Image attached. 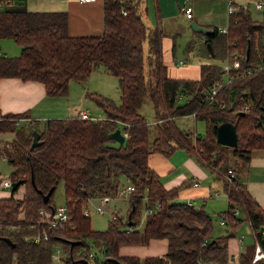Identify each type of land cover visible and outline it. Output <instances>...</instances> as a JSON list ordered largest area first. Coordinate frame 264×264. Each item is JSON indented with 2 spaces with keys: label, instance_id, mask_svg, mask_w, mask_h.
Returning <instances> with one entry per match:
<instances>
[{
  "label": "trees",
  "instance_id": "16d2710c",
  "mask_svg": "<svg viewBox=\"0 0 264 264\" xmlns=\"http://www.w3.org/2000/svg\"><path fill=\"white\" fill-rule=\"evenodd\" d=\"M214 28L207 37L211 54L224 59L237 53L240 66L232 70L233 80L209 99L207 92L223 79L221 66L203 62L198 77L171 75L164 52L165 31L159 24H145L141 0H104L103 30L95 35L71 34L66 11H31L26 0H0V39L10 38L21 46L15 56L0 51V78L39 80L48 94L66 95L71 80L84 81L104 65L119 79L121 93L117 104L97 91H87V97L105 111L106 117L101 118L74 115L41 120L31 118L28 111L2 114L0 109V133L13 134L0 147V154L13 166L12 181H21L11 194L0 197V264H52V250L58 243L64 244L65 264H89L81 258L96 264H195L198 260L227 264L228 240L235 232L216 235L204 204L177 200L186 182L167 188L149 165L152 152L171 155L179 148L209 165L223 180L229 204L220 214L233 228L249 221L255 231L249 250L254 251L256 242L264 250V207L240 173L254 149L264 150V68L240 74L246 67L264 63V19H255L250 6L241 5L230 13L226 32ZM146 94L158 120L153 140L147 117L140 111ZM181 94L186 101H180ZM193 113L196 120L206 122L203 136L177 122ZM20 116L30 120L17 124ZM225 121L237 125L236 146L217 140V127ZM118 126L127 132L124 142L110 135ZM35 129L41 143L31 148ZM230 170L234 175L228 179ZM61 181L69 218L53 227L46 215L56 206L54 194ZM123 182L135 185L127 211L114 210L107 228L95 229L85 207L96 197L117 198ZM20 186L24 192L17 197ZM52 186L55 189L45 201L43 195ZM146 208L154 210L143 220ZM44 231L48 238L33 240ZM153 238L167 239L163 255L120 254L123 245L149 244ZM68 240L76 243L71 246ZM93 246L101 251V259L94 251L90 257ZM252 258V251H242L240 264H252Z\"/></svg>",
  "mask_w": 264,
  "mask_h": 264
},
{
  "label": "crops",
  "instance_id": "0c3cea01",
  "mask_svg": "<svg viewBox=\"0 0 264 264\" xmlns=\"http://www.w3.org/2000/svg\"><path fill=\"white\" fill-rule=\"evenodd\" d=\"M156 2L157 5L155 7V17L157 19V24H160V22H162V18L168 17L169 14L173 12V10L179 9L181 11L180 6L185 3L184 0H156ZM186 2L193 7V15L191 17H187L183 11L182 13L190 22L195 20L199 24L213 28H228L230 15L228 10V0H186ZM252 5H255L253 0L249 3L250 8ZM26 6L31 11H66L68 15V30L73 35H95L99 34L103 30L104 0H94L87 2L82 0H26ZM143 9L145 10V13H143ZM256 9L263 11L262 17H253L259 20L264 19V9ZM141 11L143 16L144 14L150 13V7L147 5L143 7L142 0ZM161 24L160 26L162 27ZM150 26L153 25L150 24ZM165 34L164 52L167 55L170 54L169 58H171V55H173V44L175 43V47L177 46L175 38L176 34H169L166 31ZM6 39L10 38L2 39L3 43H0V51H2V47L7 49V46H11L9 42L5 43ZM5 54L8 55V51L5 52ZM226 58L227 57H225L224 60H226ZM180 59H184L186 62L185 58H179L177 60V64H181L179 63ZM202 63L186 67L169 65L170 73L176 77H198L200 65ZM219 65L222 68L223 65ZM95 71L96 69H94L84 81L71 80L69 84V90L66 95L48 94L44 84L39 80H23L18 76L2 77L0 78L1 113H21L28 111L31 118L41 120L51 117L74 116L75 113L81 109H88L89 113L91 114V103L94 101L87 97V91L94 90H91L90 84H88V79L93 73H95ZM96 91L103 92L100 88L96 89ZM190 115L194 117L193 114ZM104 117H106V115ZM157 122L158 120L156 119L152 121L154 124ZM4 135L5 133H0L1 140H3ZM11 135V138H13L12 133ZM179 149L182 150V152H179V154L175 156L174 153H176ZM179 149L174 151L171 155H165L161 152H152L149 156V165L159 173L164 185L167 188H172L182 184L183 182H186L179 190V195L177 197L178 201L188 202L189 204L195 205V201L198 199V201L201 202V205L204 204L208 211L212 209L216 210L215 212L217 213H219L221 210L224 211L227 209L229 201L224 190L223 180L216 175L214 170L209 165L201 163L186 150L181 148ZM240 173L251 194L264 207V150L260 148L254 149L251 154L250 163L244 169L241 168ZM196 181H199L200 184L195 185L194 183ZM214 199L219 201V206L211 207L210 202L214 201ZM220 223L222 225L227 224L226 221L225 223ZM250 227L254 236L255 231L251 224ZM232 229L235 231V228L232 227ZM245 240L246 236L243 235L239 237L238 240H236V243L233 242V246H231V241L228 240L229 258L227 264H240V255L242 251H252L254 257L258 242H256L253 251L249 250L250 245L246 244ZM165 241L166 247L160 249V253H149L151 252L150 250L148 251V249L146 250L143 248L141 253L145 254V256L163 255L167 250V239ZM135 246L136 245L121 246L120 254L139 255ZM206 263L222 264L218 261Z\"/></svg>",
  "mask_w": 264,
  "mask_h": 264
},
{
  "label": "rangeland",
  "instance_id": "374dc122",
  "mask_svg": "<svg viewBox=\"0 0 264 264\" xmlns=\"http://www.w3.org/2000/svg\"><path fill=\"white\" fill-rule=\"evenodd\" d=\"M186 2V0H184ZM156 0H142L143 7L145 5L150 7V13L144 14V21L146 25L152 24L153 26L157 24V19L155 17L156 14ZM252 14L255 18H261L262 12L261 10H258L255 8V5L251 6ZM143 13H145V10L143 9ZM174 13V14H173ZM165 15V14H164ZM164 17V16H162ZM161 17V18H162ZM160 18V20H161ZM150 21V24H149ZM162 23V24H161ZM159 24V23H158ZM164 30L169 34H176V42L177 46L174 48L173 55H165L166 60L168 61L167 64L171 66H180V67H186L194 64H199L202 62H218L219 64L223 65L226 60L221 58L220 56H213L211 52L209 51V45L207 41V37L209 35L195 31L190 26V21L184 16L182 11L179 9L173 10L169 14L168 17L162 18V22H160ZM159 24V25H160ZM176 32V33H175ZM9 42L11 46L2 47L3 52L8 51V55L15 56L18 55L21 51V46L18 45L13 39H6L5 43ZM0 43H3V40L0 39ZM191 45V46H190ZM148 40H145L144 43V51H145V69L147 76H149V64L147 60L148 56ZM16 48V50H15ZM173 50V49H172ZM16 51V52H15ZM17 53V54H16ZM179 58H185L186 62L183 64H177V60ZM88 84H90L91 90L96 91V89L100 88L103 92H99L105 96L110 97L114 100L117 104L121 102V93L119 89V79L107 71L106 67L104 65L99 66L96 68L95 73L92 74V76L88 79ZM186 96L181 98V102L186 101ZM92 102V101H91ZM91 115L94 117H104L106 113L103 111L101 107H99L96 103H91ZM141 113H143L150 124V139L153 140V138L156 135V124L152 123L155 118V110L152 101L150 100L149 96L146 94L143 97V103L140 108ZM178 124L183 127L184 129H190L194 131L198 135H204L206 133V122L204 120H196L195 117L192 115L189 116H183L179 117L177 119ZM3 140L0 139V147L5 143L6 140L10 139L12 137L11 133H5L3 136ZM5 139V140H4ZM179 152H182V150H178L175 154H179ZM13 171V166L11 163L7 160L6 156L0 154V177L2 179H7L11 177V173ZM126 185V182H123V185L121 187H124ZM12 192V186L8 188H0V196L2 195H9ZM24 192V186H20L15 195L21 196ZM128 197L129 194H118V197L115 199H111L110 203L108 204L106 208V212L100 214L95 210V206L99 204L101 201L99 198H93L90 202V216L92 220L93 227L95 229H106L108 226V222L112 217V213L114 210H121L122 213H125L128 209ZM55 203L58 206L65 205V194H64V183L61 181L54 194ZM195 205L199 206L201 205V202L198 201V199L195 201ZM211 207L219 206V201L214 199V201L210 202ZM216 210H209L213 217V224H214V233L217 235L219 233H231L233 232L232 227L227 223L225 225H222L220 222L224 218L222 214L215 212ZM145 213L143 212L142 219L145 218ZM234 235L230 236L229 241H231V246H233V242L236 243V240L239 239V237L245 235L246 236V244L251 245L254 242V236L252 229L250 227L249 221H243L237 228H235ZM153 240V241H152ZM150 241L149 244H139L135 247L137 248V252L141 257H144L145 254L141 253L142 248L148 249L151 252L149 253H160V249H163L166 247V239L165 238H154ZM244 242V243H245ZM58 246H60L62 249L64 248L63 243H58ZM230 247V244H229ZM237 248V246H236ZM91 251H94L96 253V256L101 259L102 253L99 251V248L93 246L91 248Z\"/></svg>",
  "mask_w": 264,
  "mask_h": 264
},
{
  "label": "built area",
  "instance_id": "2783aa9c",
  "mask_svg": "<svg viewBox=\"0 0 264 264\" xmlns=\"http://www.w3.org/2000/svg\"><path fill=\"white\" fill-rule=\"evenodd\" d=\"M82 1H94V0H82ZM252 2V0H228V10L229 13L234 12L235 10H237L241 5H249V3ZM253 2L255 3L256 8L259 9H264V0H253ZM181 11H183L187 17H191L193 15V7L189 4H187V2H185L184 4H182L180 6ZM127 11L124 10V14H126ZM227 27L224 28H220V31L222 32H226L227 31ZM179 63L183 64L185 63L184 59H180ZM240 66V60L238 58V54L237 53H229L227 55L226 61L223 64L222 68L224 71V77L222 80L217 81L213 87L211 88V90L209 92H207V96L209 97V99H212L218 92L219 90L227 83L231 82L233 80V76H232V70L234 68H239ZM262 68H264V63L259 65V66H249L246 67L245 69H243L242 71H240V74H251L254 71H258L261 70ZM180 97H183V94L180 95ZM248 107V106H246ZM75 115H79L82 116L83 118H88L91 116V114L89 113L88 109H81L78 110ZM194 115V113H193ZM25 120H30V117H26V116H20L18 118H16V123L20 124L22 123V121ZM159 121L161 122L162 119H159ZM125 135L127 136V132H124ZM4 145V144H3ZM2 145V146H3ZM230 174L227 175V178L230 179L232 175H234L233 171H229ZM13 181L11 178H7V179H2L0 177V188H8L10 186H12ZM195 185H199L200 182L196 181L194 183ZM135 189V185L133 183H126V185L124 187H121L119 190V193L121 194H129L131 191H133ZM100 199V203L97 204L95 206V210L102 214L104 212H106V208L108 206V204L110 203L112 197L109 195H105V196H100L98 197ZM92 199H90L91 202ZM90 202L88 203V205L85 207V214L90 215ZM159 206L155 207L158 208ZM154 210V208H146L145 209V215L148 213H152ZM41 214H42V218H43V213H45V210L41 209ZM47 219L50 221L51 225L53 227H57L59 225H62L66 220H68L69 218V213L67 210V207L65 205H61L58 206L56 205L55 207L52 208V211L50 212L49 215H46ZM222 223H225V220L222 219L221 221ZM42 236H44V238H48L49 234L47 232H43V234H36L33 236V240H35L36 242H39L42 239ZM52 264H65L64 260H65V251L58 245H56L54 247V249L52 250ZM90 257L93 258V252H90ZM258 260H264V250L261 247V245L259 243H257L256 245V249H255V253H254V257L252 259V264L257 262ZM195 264H207L205 261L203 260H198L197 263Z\"/></svg>",
  "mask_w": 264,
  "mask_h": 264
},
{
  "label": "water",
  "instance_id": "95a60500",
  "mask_svg": "<svg viewBox=\"0 0 264 264\" xmlns=\"http://www.w3.org/2000/svg\"><path fill=\"white\" fill-rule=\"evenodd\" d=\"M190 26L198 32L205 33L207 35H211L215 32V28L205 26L202 24H199L197 21L192 20L190 22ZM210 51H213L211 42H208ZM250 49L247 50V57L249 56ZM111 137L119 142H124L126 140V135L122 131V128L118 126L114 131L111 132ZM217 140L220 143L236 146L238 144L239 135L237 132V125L232 121H225L218 125L216 130ZM41 143L40 140V132L35 129L33 130V140L31 143V148H33L36 145H39ZM21 184V181H13L12 189H16ZM55 187L52 186L47 193H44L43 198L45 201H48L50 199V196L52 192L54 191ZM7 240L12 244L15 245L14 242L11 241L9 237H7ZM71 243V246L76 243V241L68 240ZM73 255H71L72 257ZM81 261L87 262L89 264H96V262L91 261L88 258H81Z\"/></svg>",
  "mask_w": 264,
  "mask_h": 264
}]
</instances>
